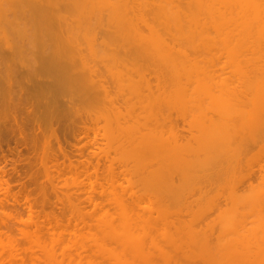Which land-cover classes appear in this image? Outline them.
<instances>
[{"label": "bare ground", "instance_id": "1", "mask_svg": "<svg viewBox=\"0 0 264 264\" xmlns=\"http://www.w3.org/2000/svg\"><path fill=\"white\" fill-rule=\"evenodd\" d=\"M10 32L20 33L27 42L36 39L38 52L61 54L58 61L67 58L62 54L72 56L69 70L79 69L89 79L78 81L82 91L90 96L94 87L102 90L91 93L96 101L101 93L110 101L113 90L108 91L106 82L121 96L119 105L104 102L106 114L99 112L104 123L94 115L103 145L93 172H88V164L85 169L78 165L74 177L49 181L73 222L64 225L54 217L48 226L32 222L30 228H21L29 249L24 254L37 251L46 264H264V171L257 180L261 183L247 180L246 191H241L252 173L247 172L249 163L240 165L249 175L243 178L246 173L240 171L243 180L229 172L239 165H223L230 154L237 164L238 154L248 151L246 143L264 138V0H0V38ZM1 64L7 69L1 66L4 77L11 79L13 71L2 57ZM101 70L109 80H102ZM100 75L101 80H94ZM7 83L6 88L16 90ZM72 85V92L78 90ZM82 99L74 102L82 105ZM242 117L249 135L245 139L238 122ZM177 119L195 129H188L194 132L189 138L183 136L185 129L179 133L183 127L177 126ZM251 159V165L263 160ZM224 169L232 180L223 186L221 175L223 184L215 185L220 192L227 187V195L223 190L222 196H214L209 186ZM8 199L23 200L32 209L28 195L0 187V201ZM197 215L202 217L197 220ZM14 220L0 215V264H26L11 237ZM214 231L217 235L210 234ZM255 239L263 244L255 241L253 246Z\"/></svg>", "mask_w": 264, "mask_h": 264}, {"label": "rangeland", "instance_id": "2", "mask_svg": "<svg viewBox=\"0 0 264 264\" xmlns=\"http://www.w3.org/2000/svg\"><path fill=\"white\" fill-rule=\"evenodd\" d=\"M11 35L16 40L14 38H12ZM22 37H23V35H21L20 33L14 34V33L10 32V33H8L7 36H3L2 38H0V50H1L0 51L1 52L0 58L2 57V62L4 59V63L7 64L9 69L11 68L13 71V75L11 76V79H10V77L6 76L8 79L7 80L6 77H4L5 76V74H4L5 70L1 69L4 65H2V64L0 65V69H1L0 74L3 75L4 79H6L5 80L6 84H4L5 83L3 81L4 79L0 75L1 76L0 78H2L1 79L2 82H0V83L3 84V85L0 84V89L2 88V90H0V187H2V190H4V188L6 186H9V188L11 189V191L13 193H21L24 195H28L29 196L28 204L32 205V209H31V211L28 210V208L23 204V200H20V201H14L12 199L2 200V201H0V215L2 214V212H4L7 215L14 217V219H15L14 220V226H13L14 228L12 229L11 237L14 239V241L18 245V248L20 250H22V254H20V256L24 255L23 258H26V264H46L43 261L42 257L40 255H38L37 251H35L36 253L34 255H29L28 253L24 254L25 253L24 251L28 252L29 249H28L27 242L25 241V239L23 238V236L20 233V229L21 228H24V229L30 228L32 226V222H39L41 224H45L48 226V225L52 224L50 222H52L54 217L55 218L60 217L62 220V223L64 225H67L70 222H73L72 220H70V216L66 212L67 210L63 209L61 207V204L53 196V193H52L50 185H49V181L52 178L64 179V178L74 177L75 171H76L75 168H73L74 166L77 167L78 169H81V167H83V169H85L86 168L85 165L88 164V166H89L88 172H93L94 165H95L94 163L97 164L99 162L97 157H99V154H100V153H98L99 149L101 148V147H99L101 144L100 142H103V141H101L100 138H98L97 135H99V134H96V131L98 133L100 132V131L96 130V129H98V128H96V126L99 127L100 124L104 123V121L102 122V120L104 118L102 116H100L99 112H100V110H102L103 112H100V113L102 115L106 114V109H104L103 104L107 100L108 96L106 95V99H104L105 97H102V95L105 96V94L104 93L99 94L100 95L99 101H96V100H98L97 97L94 98V96H92V98H91L90 96L94 93V90H98V88H99L96 86V84H95L96 87H94V89L92 90L93 92L90 91L91 89L89 90L92 93V94L90 93V96L85 91H82L83 88H81L80 84H78V83L83 82V80L85 81V79H87V81H88L89 79L86 76H85L86 78L83 77L84 73H82L81 70H79V69L73 70L76 72L75 76L73 74V71L71 72V70H69L70 69L69 60L71 61L70 58H72V56H70L69 54H64L65 55L64 56L62 54V57H64V58H66V56H67L66 59H67L69 66L65 65L64 60H66V59H64V60L61 59L58 61V59H60V57H61V54L59 55L57 53H54V56H52L53 54L51 55V53L50 54L47 52L41 53L40 50L38 52L37 51L38 50V48H37L38 42L36 39L33 40V38H30V39L28 38L29 43H35L36 44V46L34 48H31L28 45V42L25 40V37L24 38H22ZM23 39H24V41H26V43L23 41ZM15 41H16V43H15ZM24 43L27 46L29 53H28V50H27L26 46L24 45ZM24 48H26V49H24ZM22 50H23V52H22ZM33 50H34V52H33ZM46 54H47V56H45ZM41 55L45 56V57L41 58L42 57ZM3 56H4V58H3ZM55 56H58V57H55ZM48 57H50V58L48 59ZM45 58H46V61H45ZM52 58H54L53 61H51ZM41 61H43V62H41ZM44 61L46 62V64L44 63ZM63 61H64V63H63ZM56 62H58V63H56ZM40 63L43 65V67H42V65H40ZM49 63H50V65H49ZM54 63L56 65H54ZM58 64H59V66H58ZM60 64L62 67H60ZM44 65H47V67ZM67 66H68V68H67ZM52 67H53V69H52ZM4 68H5V66L3 67V69ZM58 68H59V70H58ZM65 68H67V69H65ZM77 70H79V71H77ZM12 71H11V73H12ZM9 72H10V70H9ZM69 72L71 73V75L69 74ZM62 73H64V74L62 75ZM58 74L59 75L61 74L60 76H62V77L59 78ZM101 74H102V76H103V74L106 75L103 71L101 72ZM63 76H65L64 77L65 79L63 78ZM68 76L72 79L71 81H73V80L74 81L71 82L70 80H68L69 79ZM75 77H76L77 81L74 79ZM105 77L106 76H103V78H102L103 81L109 80L108 77L107 78H105ZM55 78L56 79L58 78V79L56 80ZM81 78H83V80H80ZM96 79L101 80V75H100V77L95 76L94 80H96ZM7 81L12 82V86H11V84L9 86H11L12 89H16L15 91L8 89L10 87L5 86V85H8ZM69 81L71 82V85L73 84L72 88H74L76 85L75 83H77L78 86L77 85L76 86L78 87V90H75V91L73 90V92H72L71 91L72 90L71 85L70 86L66 85V84H69V83H67ZM78 81H80V82H78ZM87 81H86V83H87ZM49 82H52V86H54V87H52L51 83H49ZM57 82H59V83L56 85L55 83H57ZM106 83L109 84V85L106 84L108 87V91L113 90V91H111L112 94L114 92L113 95L111 94V96H109V100L114 101L115 103H117V105H119L120 102L118 103L117 101H119V99L121 98V96H120V98L118 97L120 91L115 92V90L117 88H115L113 86V88H115V90H114L111 87L112 84L110 82H106ZM64 85H66V86H64ZM56 86H59V88H58L59 91L55 90ZM6 87H8V88H6ZM53 88H54V90H53ZM7 89L11 90L10 93L11 92L15 93L18 90V93H20V94H15V95L13 93L10 94V93H8ZM74 89H76V87ZM45 90H46V92H45ZM99 90L102 91L100 88H99ZM54 92L57 96L54 94ZM79 92L80 93L84 92V95L80 94V97H79L80 99L77 98L78 96L77 97L74 96V95H79L78 94ZM111 92H109L108 94L110 95ZM75 93H77V94H75ZM116 93H118V94H116ZM72 94H73V96H72ZM96 94H97V91H96L95 95ZM19 95H20V97H19ZM14 96H16L17 98ZM88 96L92 100L94 98L95 102L92 101L93 102L92 103ZM112 96L117 97V99L115 97H112ZM18 97H19V99H18ZM50 97H51V99L49 100ZM75 97L77 99H75ZM73 98H74V100H72ZM82 98H85L88 100H85ZM110 98H112V100ZM81 99L83 100L82 102L85 104V106L83 105V103L81 105V102H79V103L74 102V101H81ZM102 99H104V100H102ZM52 101H54V102H52ZM55 101H57V102H55ZM86 101H87V104H90V105L87 106V104L85 103ZM100 101H101V103H99ZM109 102H107L106 104L108 105ZM76 104H78V105H76ZM106 104H105V108H107L109 106V105L107 106ZM50 105H52V106H50ZM74 107H77L76 108L77 111L75 110ZM91 107L97 108V109H99V111L95 110L94 108H91ZM80 108H83V109L80 110ZM84 109H86V112L88 110V113H89V111H92V110L95 112L94 113L90 112L89 113L90 115H87L88 113L86 114ZM96 111H98V112H96ZM78 112L80 114H78ZM97 113L100 117H102V119L99 118V119H101L100 124H99V120L96 121L97 116H96V119H94L95 118L94 115H97ZM242 116H244V115H242ZM177 118H179V117H177ZM243 118L244 117L239 118L238 122L240 125L239 127L241 128L240 132H241V134L244 133L242 136H244V139H245L249 135H248V133H246L247 130H245V127L243 129L244 124L247 123L245 120L246 118H244V120H243ZM178 122H179V120H178ZM178 122H176L177 126H180V124H181L180 127H183L181 129L178 127L179 131L185 129V132L183 131L184 132L183 136L186 135L185 138H189L194 133V132L191 133L190 131L191 130L195 131V129L192 127V125L190 126L188 124L189 125L188 129L190 130L189 131L186 128L187 125L183 126V124L181 122H179V124H178ZM242 129L245 130V132L241 131ZM93 132H94V134H93ZM181 132L182 131H180L179 133H181ZM188 132H190V134ZM241 134H240V136H241ZM245 135H247V136H245ZM181 136H182V134H181ZM261 139L264 140L263 137ZM249 140L250 139H248V141ZM255 140H252V139L250 140V141H252L251 142L252 144L246 143L247 149H248L247 153L249 154V156L247 155V153H245V154L241 153V155L244 156V159L246 161L243 159L242 160L243 163H242V161L240 160V158L242 156L240 154H238L239 156L236 157L237 159L235 158V160H236L235 162L237 163V161H238V163H240V164L234 163V165H233L232 162H234L233 160H234L235 156L233 157V156H231V154L230 155L228 154L229 157L231 158V160L233 158V160L231 161L230 159H228V157H227L228 155L226 156L228 161L230 163H232V165L228 164L229 163L228 161L226 162L227 164L225 163L227 166L223 163L225 169H227L228 167L231 168V166L232 167L237 166V165L242 166L245 163H246L247 167L250 165L251 168L249 167L247 170V172H248L249 169H251L249 171L250 173L252 172L250 177H249L250 173L248 172L249 173V175H248V173L245 172L246 171L245 166H243L242 168H241V166L240 167L237 166V168L234 167L233 169H231L232 171H229L230 175L231 176H232V174L236 175L235 177L237 179H238V176L240 174V171H243V173L244 172L246 173V176L244 175L245 177L243 176V178L249 177V178L245 179L246 180V181H244L245 183H242L243 186H242V184L240 185V186H242V187H240L242 190L239 188V191L240 190L246 191L245 188L243 190L244 184L245 185H246V183L249 184L248 181H250V180H251L250 182L253 181L252 183L259 182L260 181L259 177L261 174H263L262 172L264 171L263 170L264 164L262 162H260V161H264V158L262 157V155L264 156V144H263L264 141L262 140V141L258 142V138H257L256 144H253V143H255L254 142ZM101 145H103V144H101ZM244 145H243V147H244ZM255 145H257V146H255ZM262 145H263V147H262ZM259 146H260V148H259ZM98 147H99V149H98ZM245 149H246V146H245ZM239 150L241 151V148ZM239 150H238V153H240ZM242 150H243V148H242ZM254 153L258 157L257 158L253 157V159H251L250 156H252V155L254 156ZM103 154H104V152L102 153V155ZM236 154H237V152H236ZM246 155H247V157H246ZM101 157L103 158V156H100V158ZM226 157H224L223 160H226ZM249 158L251 160L255 159V161H257L258 158L263 159V160H258L259 165H257L258 164L257 162H255V164L251 165V163L253 161H251V163H250ZM247 160H249V161H247ZM102 162L100 161V164H98V165L102 166L101 165ZM248 163H249V165H248ZM260 163H262V164H260ZM78 165L81 167H78ZM254 165H256V166H254ZM262 165H263V167H261ZM259 167H261L260 169L262 171H260V169L257 170ZM230 168L228 170H230ZM239 168H240V170H239ZM225 169H224V173H226L225 176L227 175L229 177H225L224 173L219 172L218 174H220V175H214L216 177L219 176L218 178H214V176H213L215 183H213V178H212L213 187L209 186V188L212 189L211 191L210 190L209 191L211 194H212V192L214 193V191H216L214 194H212L214 196H215V194H216V196H218L217 193L221 194V192L223 190H225V192H224L225 195H223V192H222V194L220 196H222V195L226 196L227 195L226 194L228 192L227 187H226L227 189L223 188V190L221 192H220V190H217L218 186L216 187L217 184L219 186L222 185L223 183H224L223 186L225 184L227 185V182H225V181H228V179H229V181H228V183H229L232 180L233 177H230L229 172L227 170L225 171ZM252 169L253 170L256 169V171L253 172ZM233 170H235L237 173L234 172ZM259 171H260V173L258 174ZM99 172H100V169H99ZM227 172H228V174H227ZM256 172H257L258 177L255 174ZM243 173L241 172V175H243ZM253 173L255 174V176ZM220 176H221V180L224 178V181L222 180L223 181L222 184L220 183L221 180H219ZM239 178L242 179V177H240V176H239ZM261 178H262V176H261ZM258 179H259V181H257ZM216 180H217V182H216ZM252 183H250V184H252ZM259 183H261V182H259ZM254 185H257V183H255ZM214 186L216 189L213 190ZM223 186H221L220 189ZM245 187H247V186H245ZM209 188L207 187V189H209ZM209 191H208V196H209ZM43 192L46 194L45 198L42 196ZM220 196H219V199L222 198ZM261 196H262V194H261ZM260 201L263 202V200H260ZM61 202H63V201H61ZM203 203H205V202L203 201L201 204L204 205ZM263 204H264V202L261 204V206ZM206 205H209V204H206ZM81 206L83 207V209H88V210L90 209L86 204H82ZM84 206H85V208H84ZM203 207H205V209L208 208L207 206H203ZM211 208L212 207H210V209ZM206 210H208V209H206ZM206 210L203 212L207 213V214L209 212L210 213L212 212V210L209 212H206ZM198 213H200V212H198ZM204 213L203 214L201 213V214L204 215ZM207 214L205 215L206 217H207ZM213 214H215V213H213ZM187 215L189 216V214H187ZM187 215L185 216V218L186 217L189 218L191 216L190 215L188 217ZM202 215H200V217H199V215H197V216H195V218L196 217L201 218ZM205 216H204V218H205ZM211 216H210V218H211ZM193 217H194V215H193ZM189 219H191V218H189ZM194 221H195V219H194ZM202 221L206 222V219H204ZM195 224H196V222H195ZM199 225H201V227H202V224H199ZM216 225L217 224H215V227H216ZM196 226H197V224H196ZM2 229H3V227H2ZM215 229H217V227ZM217 233H218L217 231H214V233L212 232L210 234L217 235ZM212 236L214 237V235H212ZM212 236L210 235V237H212ZM259 237H261L260 234H259ZM213 240H215V238ZM257 240L258 239H255L254 242L252 241L253 246H254V244H256L255 241H257ZM259 240L261 242L262 238H259ZM250 241H251V239H250ZM260 242L257 241V245L263 244ZM258 243H260V244H258ZM253 250H254V248H253ZM256 250H258V248Z\"/></svg>", "mask_w": 264, "mask_h": 264}]
</instances>
